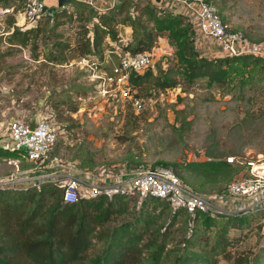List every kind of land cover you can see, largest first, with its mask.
Masks as SVG:
<instances>
[{"label":"rangeland","instance_id":"obj_1","mask_svg":"<svg viewBox=\"0 0 264 264\" xmlns=\"http://www.w3.org/2000/svg\"><path fill=\"white\" fill-rule=\"evenodd\" d=\"M211 1L230 27L254 40L264 38V0ZM0 3H14L20 8L22 0ZM62 10L47 25L43 24L47 13H42L34 25L25 26L24 22V29L40 26L35 47L9 42L4 32L15 19L8 15L0 20V119L25 120L51 108L58 123L51 154L74 161L81 169L232 157L239 172L264 162V79L259 73L252 71L244 84H208L202 77L189 85L179 79L174 87L158 92L141 90V107L136 111L124 99L95 92L85 71L68 64L73 58L60 62L46 58L48 49L55 50V39L72 45L94 15L79 2L56 11ZM54 20L58 23L51 26ZM119 34L127 38L123 32ZM111 42L105 37V48ZM152 49L154 70L160 68L177 78L172 47L164 34L156 37ZM109 54V62L115 61L114 53ZM103 66L110 68L109 64ZM14 168L5 158L0 159V177ZM126 204V211L117 215L115 222L133 217L136 207L130 201ZM175 218L174 227L183 229L182 215ZM201 229L209 247L213 230ZM227 232L230 242L225 254L216 255L214 264H238V258H250L261 247L256 220Z\"/></svg>","mask_w":264,"mask_h":264},{"label":"trees","instance_id":"obj_2","mask_svg":"<svg viewBox=\"0 0 264 264\" xmlns=\"http://www.w3.org/2000/svg\"><path fill=\"white\" fill-rule=\"evenodd\" d=\"M216 9L222 18L217 6ZM61 12L64 10L45 14L43 24L47 25L49 19L53 20ZM57 21H52L51 26ZM88 22L89 27L77 33L72 45L55 39V50L48 49L46 58L60 62L87 54L101 56L107 48L105 37L117 40L119 24L131 28L128 40L122 45L131 52L151 49L156 37L164 34L172 47L178 77L149 66L139 72L130 71L128 83L132 94L140 99L141 90H166L174 87L179 79L186 85L202 77L208 84H244L254 70L264 79L262 56L241 54L208 58L197 55L191 29L184 18L159 11L149 0H120L111 10L89 17ZM39 29V24L25 29L14 27L7 37L11 43L35 47ZM53 145L46 161L56 156L51 154ZM16 155L17 151L0 146V159ZM84 163L79 164L84 166ZM154 164L170 166L180 179L203 192L223 189L238 171L234 163L225 159L161 160ZM61 191L55 182H43L26 190L0 189V264H214L216 255L225 254L230 242L229 229H239L256 220L260 230L262 212L189 215L182 208L172 210L166 200L155 197L139 201L127 197V203L130 201L136 207L135 213L131 219L115 222L116 216L126 211V197L97 194L65 203ZM177 214L182 215L183 229L174 227ZM201 227L213 230L214 238L209 247L208 237H202ZM178 230L179 236H176ZM261 240L258 251L250 258L241 256L236 263L264 264V237Z\"/></svg>","mask_w":264,"mask_h":264},{"label":"built area","instance_id":"obj_3","mask_svg":"<svg viewBox=\"0 0 264 264\" xmlns=\"http://www.w3.org/2000/svg\"><path fill=\"white\" fill-rule=\"evenodd\" d=\"M149 1L161 12L179 14L184 18L192 32L193 48L199 56L219 58L250 54L264 57V38L250 39L230 27L220 17L212 1ZM71 2L82 3L97 14L111 10L120 0H67L54 5L53 10L48 9L44 0H22L20 8L14 3H0V20L8 15L15 19L4 33H10L14 27L24 29L25 26L34 25L42 13L51 14L57 9L69 7ZM24 22L27 25L23 26ZM127 40L119 34L100 58L87 54L71 59L68 64H75L85 71L95 92L124 99L137 111L141 107V99L132 94L128 76L132 70L139 72L148 66L153 67V47L131 52L122 48ZM110 52L114 53L115 61L109 62ZM103 64H109V70ZM30 118L34 119L32 128L28 127ZM6 132L5 136L0 137V146L17 151V155L5 157L15 168L0 177V189L26 190L38 187L43 182H55L62 188L61 199L65 203L104 194L107 197H133L138 201L147 197L164 199L172 210L182 208L189 215H237L257 211L262 212L259 224L261 237H264V167H256L258 164L236 172L223 189L203 192L194 190L170 166L162 164L130 166L122 163L116 167L104 165L81 169L74 161H64L56 156L46 161L48 150L58 133V123L51 108L43 113L35 112L25 120H8ZM226 159L232 161V157Z\"/></svg>","mask_w":264,"mask_h":264},{"label":"crops","instance_id":"obj_4","mask_svg":"<svg viewBox=\"0 0 264 264\" xmlns=\"http://www.w3.org/2000/svg\"><path fill=\"white\" fill-rule=\"evenodd\" d=\"M117 28H118V32L119 33H121V32H123L124 34H125V36H127V38H129L128 36H130V32H131V28H130V26L129 25H124V24H119L118 26H117ZM12 119V118H11ZM22 119V118H21ZM10 120V119H9ZM7 118L6 117H2L1 119H0V137H1V135H6V124H7ZM5 123V124H4ZM4 124V125H3ZM2 125H3V127H2Z\"/></svg>","mask_w":264,"mask_h":264},{"label":"water","instance_id":"obj_5","mask_svg":"<svg viewBox=\"0 0 264 264\" xmlns=\"http://www.w3.org/2000/svg\"><path fill=\"white\" fill-rule=\"evenodd\" d=\"M67 0H44L45 4L48 6V8H53L54 5H60L63 2H65ZM34 125V119L30 118L29 122H28V127L32 128Z\"/></svg>","mask_w":264,"mask_h":264},{"label":"bare ground","instance_id":"obj_6","mask_svg":"<svg viewBox=\"0 0 264 264\" xmlns=\"http://www.w3.org/2000/svg\"><path fill=\"white\" fill-rule=\"evenodd\" d=\"M256 167H264V162L261 164L256 165Z\"/></svg>","mask_w":264,"mask_h":264}]
</instances>
